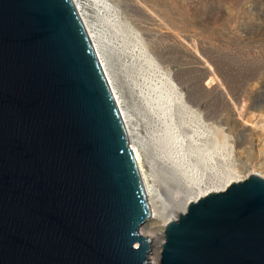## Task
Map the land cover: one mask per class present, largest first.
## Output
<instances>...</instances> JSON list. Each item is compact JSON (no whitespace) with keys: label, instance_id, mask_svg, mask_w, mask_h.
<instances>
[{"label":"water","instance_id":"95a60500","mask_svg":"<svg viewBox=\"0 0 264 264\" xmlns=\"http://www.w3.org/2000/svg\"><path fill=\"white\" fill-rule=\"evenodd\" d=\"M148 216L69 0H0V264H150ZM155 264H264V179L188 203Z\"/></svg>","mask_w":264,"mask_h":264},{"label":"rangeland","instance_id":"374dc122","mask_svg":"<svg viewBox=\"0 0 264 264\" xmlns=\"http://www.w3.org/2000/svg\"><path fill=\"white\" fill-rule=\"evenodd\" d=\"M77 2L101 40L120 105L140 142L146 182L153 190L164 195L163 167L153 156V135L163 127L154 125L145 100L149 88L166 89L170 83H176L175 95L188 102L187 119L174 117L173 128L187 139L184 144L190 138L198 140L215 165L214 172L203 171L201 181L212 183L210 175L222 170L240 181L251 174L264 179V0ZM141 50L158 54L157 69L144 65L138 56ZM149 224L145 221L139 233L151 240L147 258L155 264L163 229L150 230Z\"/></svg>","mask_w":264,"mask_h":264},{"label":"bare ground","instance_id":"6f19581e","mask_svg":"<svg viewBox=\"0 0 264 264\" xmlns=\"http://www.w3.org/2000/svg\"><path fill=\"white\" fill-rule=\"evenodd\" d=\"M69 2L86 36V39L89 43L90 49L93 53L96 63L102 73V76L104 77L105 84L108 87L111 99L113 101L114 107L119 117L123 132L125 134L127 145L131 152L133 161L135 163V166L138 172L139 179L141 181V184H142V187L145 193V200H146V203L148 205V210H149V216L146 219V221L148 220V222L150 223L149 229L153 231L154 230L161 231V229H163L166 223H168L169 221H173L174 219H176L178 214H181L184 212L185 207L188 203L194 202L197 199L204 197L205 195L209 193L221 192L230 183H233V182L235 183V182L240 181V180L235 179L234 177H231L232 173H229L228 172L229 170L228 171L222 170L220 174H217V175L215 174V176H213L214 174H211L210 180L212 181V183L206 184L203 181H201L203 179L202 178L203 171H205V169H208L209 172L210 171L214 172L215 165L212 163V160H211L212 157H211V154L208 153L209 151H207L205 147H203L199 142H197L198 140L196 141L195 139L190 138L189 141H187L189 143L184 144L182 143L183 140L185 139V138L182 139L184 135L181 137L182 134L180 135V132L176 128H173L174 125L172 126V123H173L172 121L174 117L176 116L180 117V119L183 121L184 119H187L184 117V115H186L188 111L187 110L188 108H186V104L188 102L185 97L183 96L179 97L175 95L174 90H175L176 83H173L174 85L170 83V85H168L169 87L166 89L162 87H154V86L151 88L148 87L149 94H147V98L145 100V105H147V110L152 115L153 122L155 123L154 125L161 127V128L163 127L162 130H160L159 128L157 129V130H160L158 134L153 135L154 134L153 133L152 135H153L154 160H157L162 165L164 175H165L166 182H165V186L163 185L164 195L161 196L163 193L161 195L160 193L158 194L156 190H153L150 187V185L147 184L146 175L144 171L142 170V163L144 161L142 162L143 155L141 154L140 142H139L138 137H136L135 129L131 127V119L125 113V111L122 109L120 105L121 100L119 101L120 98L117 96V93H116V90L113 84L114 79L112 78L113 76L109 72V64H108L105 52L103 50V46L100 43L101 40L99 39L98 35L95 32H93V30L91 29L92 27H90V25L87 23L85 19V14H84L85 12H83V9L80 7L79 2H77V0H69ZM106 6H107V3H106ZM106 6L105 4H103V7L105 9H106ZM148 47L150 48V46ZM152 54L154 55H151V52L149 50L147 51L141 50L138 56H140L141 59L146 63L144 65H147L150 68L152 67L154 69H157L158 67L156 65L157 63L155 59L157 60V62H159L160 58L158 54L156 55L154 53V51H152ZM134 66H138V65H134ZM147 71H149L148 68H147ZM158 72H160V69ZM178 95L180 94L178 93ZM193 104L195 103H192V106H194ZM187 107H189V105H187ZM186 124L188 123L186 122ZM180 126H183V125H180ZM157 130H154V131H157ZM213 139L214 138H212V140ZM212 143L214 142L212 141ZM209 147L212 149L211 146ZM214 150L212 151L214 152ZM234 175L236 174L234 173ZM205 185L207 186L205 187ZM201 186H203V188H201ZM147 239L151 242L149 237Z\"/></svg>","mask_w":264,"mask_h":264}]
</instances>
